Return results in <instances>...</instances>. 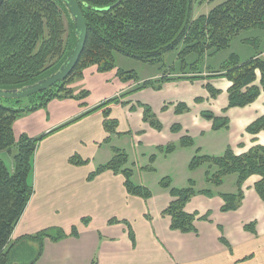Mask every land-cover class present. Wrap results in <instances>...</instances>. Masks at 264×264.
Returning <instances> with one entry per match:
<instances>
[{"label":"crops","instance_id":"0c3cea01","mask_svg":"<svg viewBox=\"0 0 264 264\" xmlns=\"http://www.w3.org/2000/svg\"><path fill=\"white\" fill-rule=\"evenodd\" d=\"M259 32L260 41L253 43L258 49L237 54L240 61L252 56L264 61V31ZM114 63L107 72L95 65L85 69L69 84L70 96L15 119V140L38 142L28 178L33 193L11 242L44 231L60 233L55 241L43 240L34 264H264V203L255 191L259 176L244 181L235 211H221V195L238 192L234 179L223 190L234 174L213 186L211 197H191L184 206L185 213L196 216L195 231L189 233L171 228L165 211L173 197L161 185L169 179L171 188L185 189L190 179L202 178L209 185L207 164L189 170L197 153L222 157L230 150L240 156L264 146V130L248 131L264 117V93L244 107L229 108L231 82L211 73L218 66L188 74L164 63L163 68L132 65L116 56ZM121 66H134L135 72ZM118 70L132 72L127 78H133L121 80ZM145 82L149 85L142 88ZM208 86L218 94L212 95ZM178 106L187 110L177 113ZM203 113L227 127L213 129V120ZM151 118L159 129L150 124ZM188 139L192 145H182ZM116 152L126 155L123 169L133 185L149 190V198L128 193L124 172L97 170ZM251 223L254 233L245 229Z\"/></svg>","mask_w":264,"mask_h":264},{"label":"trees","instance_id":"16d2710c","mask_svg":"<svg viewBox=\"0 0 264 264\" xmlns=\"http://www.w3.org/2000/svg\"><path fill=\"white\" fill-rule=\"evenodd\" d=\"M75 1L85 20L86 40L73 72L65 81L33 95L40 96V101L24 108L5 106L4 99L0 98V152L11 155L15 149L11 171L0 159V264H34L41 255L43 240L60 238V233L44 231L11 242L13 231L33 193L28 178L38 142L26 137L15 140L12 125L20 114L41 108L53 99L70 96L69 84L91 66H98L103 72L113 70L115 54L156 66L165 63L167 54L176 52L179 71L189 67L192 71L189 73L186 70L185 73L192 74L198 72L202 56H212L228 49L241 32L264 31V0H224L198 17L194 16L195 4L202 6L215 0ZM76 41L74 21L61 0H5L0 6V90H20L56 73L69 57ZM246 42L254 43L255 40L243 43ZM211 73L231 82L228 89L229 108L244 107L261 92L264 93V61L257 56L240 61L239 56L233 53ZM258 74L259 86H256ZM117 75L124 80L133 73L118 70ZM146 85H149L148 82L141 87ZM208 89L212 95L218 94L210 86ZM186 110L187 107L178 106L176 112ZM149 115L150 110L146 109L145 118ZM203 117L213 120L215 130L227 127L225 121L210 113H203ZM151 119L150 124L159 129V123ZM261 130H264V117L248 128L252 133ZM182 145H192V142L183 140ZM126 162V155L116 152L107 165L97 170L124 172L128 193L149 198L151 193L148 189L131 183L129 171L123 169ZM204 164L215 169L206 173L211 186H219L225 176L237 175L238 192L221 195L224 201L222 212L235 211L239 207L242 185L253 175L260 178L255 191L264 203V146H255L240 156L233 155L230 150L222 157L200 156L197 153L189 164V170L194 171ZM161 185L169 189L173 197L165 211L172 218L171 228L183 233L195 231L193 222L196 216L185 213L184 206L195 195L211 197V191L197 192L193 189V182L188 188L174 189L170 187L169 179H163ZM245 229L254 233V223L245 226ZM35 247L38 248L35 256L26 262Z\"/></svg>","mask_w":264,"mask_h":264},{"label":"rangeland","instance_id":"374dc122","mask_svg":"<svg viewBox=\"0 0 264 264\" xmlns=\"http://www.w3.org/2000/svg\"><path fill=\"white\" fill-rule=\"evenodd\" d=\"M223 1L224 0H215L211 4L206 3V4H203L202 6H199L196 3L195 7H194V16L198 17L200 15L207 14L210 10H212L215 6L219 5ZM67 35H68V33H67ZM67 35L65 36V39H66ZM260 36H261V34H260L259 30H250V31L241 32V34L230 44V47L228 49L221 51V52H219L215 55H212V56H202L197 69H202L204 66L210 67V68L217 67V66L223 64L224 62H226L228 60V58L231 56V54H233V53L241 54L242 56H244V54H246L249 51L257 50L259 45L256 46L257 44H253L251 42H248V43L246 42L247 44L244 45L243 42H245L246 40H249V41L255 40L256 41V39H258L260 41ZM263 54H264V51H263ZM176 55H177L176 52H172V53L167 54L164 58V62H165L164 64L171 66V67H173V65L175 64V67L179 68L180 63L178 65V63L176 61ZM115 56L120 58V59H124V61H128L132 65L142 64L141 62H137L135 60L126 58L120 54H115ZM119 65H122L121 60H119ZM145 65L152 67L151 65H148V64H145ZM161 65H163V64H161ZM161 65H156V66L161 67ZM121 67L127 68L129 71H133V69H134V66L133 67L121 66ZM175 67L173 68L174 70L177 69ZM161 68H163V66ZM210 68H209V70H212ZM184 70H187L189 73L192 71L189 67L184 69ZM133 72H135V71H133ZM40 98H41L40 96H34V97L30 96V97L22 98L19 100L4 99V100H2V102L4 103L5 106H8V107H14V108L23 107L24 108L26 106H29L30 103H32L34 101H40ZM0 159L4 162L7 169L9 171H11L12 169H10V168H11V165L13 162V155L8 154L7 152H0ZM207 170L211 171V172L214 171V169L209 168V165H207ZM223 179H226V178L224 177ZM231 179H234L237 181L236 176L228 177L224 186H223L224 189L222 188L223 190H226L229 187V181H231ZM135 180H137V179H135ZM191 180H192V182H194L196 184V187L198 190H211L213 187L210 184L208 185L206 183V180L203 178L202 179H190L189 181H191ZM236 181H235V184H237ZM222 182H223V180H222ZM222 182H221V184H222ZM221 184L219 186H221ZM219 186H217V187H219ZM37 250H38V248L35 247L34 252L26 258L27 259L26 262H29L30 260H32V258L35 256Z\"/></svg>","mask_w":264,"mask_h":264},{"label":"water","instance_id":"95a60500","mask_svg":"<svg viewBox=\"0 0 264 264\" xmlns=\"http://www.w3.org/2000/svg\"><path fill=\"white\" fill-rule=\"evenodd\" d=\"M4 1L5 0H0V6ZM61 1L65 4L66 9L68 10L71 18L74 21L75 35L77 36V41L69 57L67 58L65 63L58 69V71L48 78L20 90H0V98L19 100L36 95L48 90L59 82L65 81L73 72L85 45L86 24L83 18L82 11L75 0Z\"/></svg>","mask_w":264,"mask_h":264}]
</instances>
